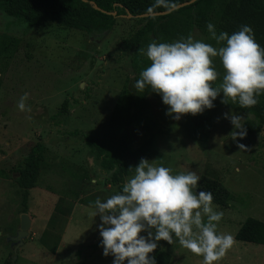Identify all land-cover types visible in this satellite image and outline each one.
Instances as JSON below:
<instances>
[{
	"label": "rangeland",
	"instance_id": "1",
	"mask_svg": "<svg viewBox=\"0 0 264 264\" xmlns=\"http://www.w3.org/2000/svg\"><path fill=\"white\" fill-rule=\"evenodd\" d=\"M223 1L203 0L195 10L159 15L168 16L155 19L133 52L124 48L123 41L141 26L138 17L118 16L112 29L87 33L49 22L31 28L24 19L0 9V264L10 255L15 264H47L33 253L38 241L33 242L31 235L16 252L8 240L20 228L23 214L16 170L38 142L45 145L39 189L90 203L120 191L112 180L118 166L102 168L88 136L104 146L109 158H120L129 168L144 158L168 167L173 175L194 171L200 179L207 175L220 180L233 198L227 206L213 203L223 212L217 231L231 234L234 243L216 264H264V245L235 238L248 217L264 221V93L251 108H240L231 100L221 103V93L213 108L174 120L165 115L167 106L158 94L133 87L140 71L150 64L144 55L150 42L171 43L191 36L203 42L207 37L211 46H222L209 38L205 25L211 22L217 33L222 31L215 21ZM213 66L218 76L212 85L218 87L224 75L219 57L213 58ZM25 94L21 111L17 103ZM226 112L243 117L246 136L237 139L246 149H238L232 140V125L222 118ZM246 121L254 122L257 130L250 131ZM132 175L134 170L124 182ZM29 212L30 202L25 213ZM80 221L76 232L82 237L90 236L100 222L99 216L86 213ZM99 239L97 231L85 247L71 250L66 264H111L112 257L103 256L97 246ZM158 247L171 254L170 264L202 262L175 237L172 244L160 241Z\"/></svg>",
	"mask_w": 264,
	"mask_h": 264
},
{
	"label": "clouds",
	"instance_id": "2",
	"mask_svg": "<svg viewBox=\"0 0 264 264\" xmlns=\"http://www.w3.org/2000/svg\"><path fill=\"white\" fill-rule=\"evenodd\" d=\"M157 7L173 11L176 5L171 0H154L146 11L151 14ZM205 27L209 38L222 46L188 36L171 43L150 42L144 51L150 64L140 71L133 87L137 91L147 87L158 94L167 106L165 115L174 120L213 108L221 93V103L231 100L240 108L255 106L264 93V47L256 43L251 27L240 25L231 34L217 33L211 22ZM215 57L224 69L218 87L212 85L218 76ZM26 95L17 103L21 111ZM222 118L232 125L231 138L237 148L246 149L239 143L246 136L243 117L226 112ZM130 170L134 175L126 178L119 192L90 203V215L99 216L100 221L97 246L103 256L112 257L111 264H156L151 254L159 242L170 245L174 237L182 248L202 257L201 264H216L232 247L233 236L217 231L223 212L213 204L210 192L197 190L200 176L194 171L173 175L168 167L144 158Z\"/></svg>",
	"mask_w": 264,
	"mask_h": 264
},
{
	"label": "trees",
	"instance_id": "3",
	"mask_svg": "<svg viewBox=\"0 0 264 264\" xmlns=\"http://www.w3.org/2000/svg\"><path fill=\"white\" fill-rule=\"evenodd\" d=\"M189 0H171L175 5L182 4ZM203 0H197L194 4L187 5L176 11L194 7ZM154 3V0H0V9L12 17L24 19L28 27H38L44 23H57L68 28L91 33L95 30H110L116 24L118 16L138 17L141 26L123 41L124 48L133 52L144 40L145 36L152 30L155 19L161 21L166 16L155 15L154 13L166 11L163 7L153 9L151 14L147 9ZM217 26L220 30L231 34L239 29L240 25L251 27L255 41L264 47V0H227L223 10H219ZM158 21V23H159ZM203 34V33H201ZM205 43L210 44L206 37ZM68 100L62 104V110H67ZM250 131H255L254 122L246 121ZM87 143L97 150V158L100 159L102 168L113 170L112 180L118 184L119 190L124 179L130 174L127 162L115 157H108L104 146L95 141L91 136L87 137ZM45 145L38 142L31 152L24 158L23 164L16 170L15 181L23 190L22 212L28 210L30 189L37 185L41 172V161ZM5 177H9L6 173ZM198 191L210 192L213 203L220 206H227L233 198L229 189L218 179L204 175L198 184ZM235 238L244 242L264 245V221L248 217L239 227ZM156 258V264H170L172 256L167 251L157 247L151 254ZM16 259L10 255L4 264H15Z\"/></svg>",
	"mask_w": 264,
	"mask_h": 264
},
{
	"label": "crops",
	"instance_id": "4",
	"mask_svg": "<svg viewBox=\"0 0 264 264\" xmlns=\"http://www.w3.org/2000/svg\"><path fill=\"white\" fill-rule=\"evenodd\" d=\"M226 2L227 0H224L220 3L221 11ZM196 6L191 8L195 10ZM219 16L220 14L217 15L216 24ZM35 190L38 193L34 195ZM29 202V235L33 237V242H36V239L38 241L33 252L36 258H39L38 261H42L41 257L47 264H66L65 258L71 250L82 249L97 233L96 227V233L92 234L93 229L87 237H82L76 232L81 229L80 217L83 218L85 213L89 216L92 212L88 201L83 202L72 195L59 194L35 186L30 189Z\"/></svg>",
	"mask_w": 264,
	"mask_h": 264
},
{
	"label": "water",
	"instance_id": "5",
	"mask_svg": "<svg viewBox=\"0 0 264 264\" xmlns=\"http://www.w3.org/2000/svg\"><path fill=\"white\" fill-rule=\"evenodd\" d=\"M197 0H189L187 2H184L182 4H178L175 7V10L173 11H161V12H157L154 13L155 15H165V14H170L178 9H180L182 6H187V5H191L194 4ZM131 16V15H129ZM146 16V14H142L139 15L138 17H144ZM29 227H30V217L27 213H23L21 215V219H20V228L17 230L15 235H10L8 236V240L11 241L12 245H14V251L16 252L19 248L20 245H22L24 243V240L26 239V237L29 234Z\"/></svg>",
	"mask_w": 264,
	"mask_h": 264
}]
</instances>
